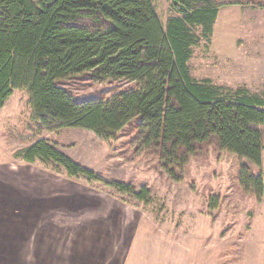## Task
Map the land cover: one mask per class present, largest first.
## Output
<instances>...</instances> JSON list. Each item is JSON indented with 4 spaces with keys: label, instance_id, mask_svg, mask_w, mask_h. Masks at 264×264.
<instances>
[{
    "label": "rangeland",
    "instance_id": "obj_1",
    "mask_svg": "<svg viewBox=\"0 0 264 264\" xmlns=\"http://www.w3.org/2000/svg\"><path fill=\"white\" fill-rule=\"evenodd\" d=\"M165 25L169 0H152ZM188 66L192 78L248 90L264 99V6L220 10L210 40L202 28ZM76 99H111L136 84L94 82L87 74L57 81ZM134 120L110 140L66 129L43 133L33 120L27 90H15L0 109V225L15 239L5 251L25 264H264V195L246 194L242 167L263 175L247 159L210 148L172 180L154 156H137ZM47 139L95 174L69 177L53 163L17 158ZM134 190L122 193L113 184ZM146 189L144 199L138 193ZM216 208H211V202Z\"/></svg>",
    "mask_w": 264,
    "mask_h": 264
},
{
    "label": "trees",
    "instance_id": "obj_2",
    "mask_svg": "<svg viewBox=\"0 0 264 264\" xmlns=\"http://www.w3.org/2000/svg\"><path fill=\"white\" fill-rule=\"evenodd\" d=\"M164 25L152 0H0V109L15 90H27L33 120L43 133L66 129L110 140L138 120L137 156L159 159L178 172L210 148L257 167L264 153V99L248 90L194 80L189 71L195 28L209 41L221 9L264 6V0H169ZM87 74L96 83L136 84L109 99H76L57 81ZM26 163H53L69 177L92 181L81 167L43 138L19 152ZM239 183L261 199L263 175L242 167ZM122 193L130 186L114 183ZM147 190L137 195L144 199ZM211 202V208L217 203Z\"/></svg>",
    "mask_w": 264,
    "mask_h": 264
},
{
    "label": "crops",
    "instance_id": "obj_3",
    "mask_svg": "<svg viewBox=\"0 0 264 264\" xmlns=\"http://www.w3.org/2000/svg\"><path fill=\"white\" fill-rule=\"evenodd\" d=\"M4 231V226L0 225V264H25L26 257L14 255L12 250L11 253L5 251V249L8 248L9 243H11V246L14 247L15 239L10 237L9 240L7 237L4 236Z\"/></svg>",
    "mask_w": 264,
    "mask_h": 264
}]
</instances>
